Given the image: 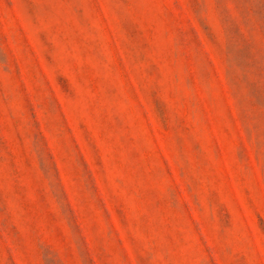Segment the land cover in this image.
<instances>
[{"label":"rangeland","instance_id":"rangeland-1","mask_svg":"<svg viewBox=\"0 0 264 264\" xmlns=\"http://www.w3.org/2000/svg\"><path fill=\"white\" fill-rule=\"evenodd\" d=\"M0 264H264V0H0Z\"/></svg>","mask_w":264,"mask_h":264}]
</instances>
